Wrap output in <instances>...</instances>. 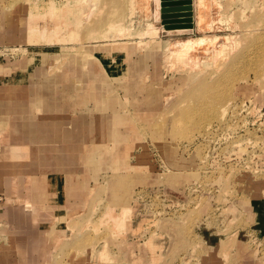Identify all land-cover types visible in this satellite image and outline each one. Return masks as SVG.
Segmentation results:
<instances>
[{
    "label": "rangeland",
    "instance_id": "374dc122",
    "mask_svg": "<svg viewBox=\"0 0 264 264\" xmlns=\"http://www.w3.org/2000/svg\"><path fill=\"white\" fill-rule=\"evenodd\" d=\"M50 1L68 0H0V215H30L32 233L24 246L23 221H0L7 261L264 264L251 208L264 182V0H186L209 18L184 34L233 39L195 61L168 53L183 33L143 35L160 26L153 0H71L72 37L26 42V18ZM107 207L129 209L123 231L99 223Z\"/></svg>",
    "mask_w": 264,
    "mask_h": 264
},
{
    "label": "bare ground",
    "instance_id": "6f19581e",
    "mask_svg": "<svg viewBox=\"0 0 264 264\" xmlns=\"http://www.w3.org/2000/svg\"><path fill=\"white\" fill-rule=\"evenodd\" d=\"M119 1L121 2V0H106L105 1L106 3L105 2H103V3H105L104 5H107L108 3H110L111 5L115 6ZM75 2H79L81 10L82 9L84 10L87 7L89 9L88 11H91L95 5V0H75ZM153 3L155 4L154 12L152 13L153 19L156 22H158L160 24V26H158V28H156V26L153 27V25H150L148 23L147 28L144 31L143 35H146V34L152 35L155 33H158L160 35L163 33V34H167L169 36H170V34L182 35L181 33L184 34V33H187V31H194V28H196V27L199 28V31L201 30L203 33L202 27H204V25L207 23V20H208L207 18H209V16L207 14H205L202 4H199V6L201 7L198 10L199 13H198L197 9L195 10V4L193 6V4L185 2L184 4H182V7H184V8H185V6H186V8L188 7L189 11H184V12H180V13L176 12L174 14H171L173 16L179 17L178 20L184 19V18H180V17L189 18L190 28L177 29V30H165L164 25H163L161 6H160L161 0H153ZM69 4H71V0H68L66 3H61L60 6H57L55 1H50L49 4H47L48 7H46V8H44L43 6H41V8H40V6L34 7V11H32L31 14L26 18L25 28H26L27 32L25 31V34H26V37L28 38V41L30 42V40L34 37L33 36L34 32H36L37 35L39 36V38L43 41H45V40H47V41H58V40L61 41V40L68 39L69 36L72 37L74 34H68L67 32L64 33V30H63V28H65L66 30L72 29V26L70 24L66 23L67 21H66V18L64 16L65 7ZM136 4H137L136 1H134L135 6H136ZM145 4H147V2ZM146 8H148V10H149V7H146ZM114 9H116V8H114ZM137 10H139V9H137ZM137 10H134L132 15H134ZM142 10H140V11H142ZM144 11H146V10H144ZM196 11H197V13H196ZM147 14H149V13H147ZM206 15L208 17H206ZM150 16H151V14H150ZM131 19H132V17H131ZM37 22H41V24H38V30L35 31V24ZM92 34H93V38L95 37L97 40L105 37L104 36L105 34L104 35L103 34L102 35L101 34H95L94 32H92ZM153 36L151 38H153ZM182 36H184V37L176 38V39H174V37H173L174 40L170 39V41L167 43L168 44L167 46L169 47L168 53L174 57H176V56L182 57L183 55L187 54V55H189L190 59H192L191 61H195V58L199 56V55L198 56L196 55L197 53L198 54L205 53L204 55H206L207 52L210 53L211 51H222V50H224L226 45L231 46V44L229 45L228 42H232V40H233L232 37L218 36V35L217 36L216 35L215 36L203 35L201 37L192 38V37H190V33H189V34H184ZM178 37H179V35H178ZM44 38H46V39H44ZM216 55H218V54H216ZM216 55H214V56H216ZM216 57H218V56H216ZM88 64H89V62H87V65ZM87 65L85 63V66H87ZM222 110H224V109H222ZM45 123H46V121H45ZM59 153H61V151ZM128 218H129V209L122 208L121 210L117 211L113 207H107L106 210L104 211L103 215L101 216L99 223L104 224L106 227L109 228V230H111L112 233L115 234L116 232L123 231ZM115 236H113V237H115ZM100 256L103 258L104 256H108V254L106 255L104 250H103L100 252Z\"/></svg>",
    "mask_w": 264,
    "mask_h": 264
},
{
    "label": "crops",
    "instance_id": "0c3cea01",
    "mask_svg": "<svg viewBox=\"0 0 264 264\" xmlns=\"http://www.w3.org/2000/svg\"><path fill=\"white\" fill-rule=\"evenodd\" d=\"M29 4H30V2H29ZM28 11L31 12L30 5L28 6L27 12ZM24 28H25V24H24ZM26 42L30 43L28 41L27 37H26ZM92 72H94L97 76H99L100 72L98 70L92 69ZM0 77H2V76H0ZM97 82L99 83L100 80H97ZM55 183H56V181L54 183H52L51 186L53 184H54L53 186H55ZM251 208H252V211L254 213V219H253L254 220V223H253L254 228L252 229V231L256 232L257 235H259L262 239H264V182L261 186V190L259 191L258 195L254 196L251 199ZM3 210H4L3 213L0 215V221L7 222L10 225L11 224L15 225L14 228L17 227L15 224L16 219L23 221L22 239H20L19 237H18V239L23 243L24 246L26 245V243H28L30 245V239L32 236L31 224H30V221H31L30 215L23 213L22 217H21V215L19 213L18 214L15 213L14 210H12V209H10V210L6 209L5 210V208H4ZM8 252H9L8 247H4V246L0 245V264H12V262L7 261V257L9 256Z\"/></svg>",
    "mask_w": 264,
    "mask_h": 264
},
{
    "label": "water",
    "instance_id": "95a60500",
    "mask_svg": "<svg viewBox=\"0 0 264 264\" xmlns=\"http://www.w3.org/2000/svg\"><path fill=\"white\" fill-rule=\"evenodd\" d=\"M185 2L186 0H161L160 6L165 30L190 28L189 18L180 17L184 19L178 20L179 17L171 15L176 12L189 11L188 7H182Z\"/></svg>",
    "mask_w": 264,
    "mask_h": 264
}]
</instances>
